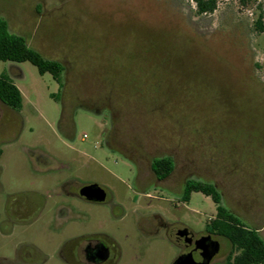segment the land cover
I'll return each instance as SVG.
<instances>
[{
	"label": "rangeland",
	"instance_id": "1",
	"mask_svg": "<svg viewBox=\"0 0 264 264\" xmlns=\"http://www.w3.org/2000/svg\"><path fill=\"white\" fill-rule=\"evenodd\" d=\"M60 1L0 0L10 33L63 67L56 81L28 62L14 63L20 78L10 79L8 63L0 62V74L21 97L17 138L1 146L0 218L6 194H46L72 177L116 187L101 167L123 176L129 164L101 144L112 113L113 129L137 151L149 184L154 158L175 163L146 196L132 191V201L160 213L176 232L202 236L210 233L216 205L199 192L186 200L181 187L188 177L202 178L264 241V31L254 28L259 13L264 26V0H221L214 15L201 18L188 0H132V13ZM37 150L68 168L35 172L28 151ZM7 229L0 233V258H12L20 243L44 246L41 227ZM212 238L222 262L230 246ZM177 255L163 238L147 248L144 264H171Z\"/></svg>",
	"mask_w": 264,
	"mask_h": 264
},
{
	"label": "flooded vegetation",
	"instance_id": "2",
	"mask_svg": "<svg viewBox=\"0 0 264 264\" xmlns=\"http://www.w3.org/2000/svg\"><path fill=\"white\" fill-rule=\"evenodd\" d=\"M76 1L80 0H71L70 3ZM84 1L102 8L128 9L132 13L130 6L132 0ZM49 2L50 0H46L44 4ZM188 2L193 4L192 13L199 18L214 15L218 7L217 5L211 13L197 15L194 3L191 0ZM237 46L238 44L235 45L236 49ZM7 73L10 79L20 78L19 69L16 67H8ZM97 113L104 114L100 110H97ZM107 121L109 128L102 136V146L111 155L130 165L126 167L127 171L123 176L108 167H101L106 178L112 179L117 188L98 177L88 176L66 178L62 180L56 191L46 194L39 192L6 194L0 218V233L4 234V228H8L10 232L17 227L37 226L43 228L45 242L42 248L29 243H20L16 246L14 256L10 259L0 258V264H144L147 248L152 242L163 238L170 241L178 250V255L171 264L179 258H182L181 262L186 263L190 260L187 256L196 250L202 238L210 236L211 240L216 241L210 233L195 236L188 231L176 232L160 213L145 208L138 199L132 201V191L139 198L144 197L147 195L148 187H158V183L163 179L156 177L150 167L154 180L149 184L147 172L139 165L137 151L124 145L118 130L113 129L112 113L107 115ZM18 125V115L11 114L6 107H0V143ZM69 133L67 139H74L72 130ZM28 155L31 169L40 174L68 168L67 165L38 150L28 151ZM160 158L170 159L172 170L174 169L175 163L172 157ZM155 159L159 158L153 160ZM131 167L134 169L133 174ZM1 174L0 166V176ZM193 182L212 185L219 193L221 205L238 217L226 206V200L214 182L188 177L182 183V192H186ZM219 251L220 244L218 253L209 260L208 264L224 263L225 259L222 262L216 261ZM198 253H204L205 256L208 249L202 247ZM197 262L203 264L204 258L199 256Z\"/></svg>",
	"mask_w": 264,
	"mask_h": 264
},
{
	"label": "trees",
	"instance_id": "3",
	"mask_svg": "<svg viewBox=\"0 0 264 264\" xmlns=\"http://www.w3.org/2000/svg\"><path fill=\"white\" fill-rule=\"evenodd\" d=\"M197 15L213 12L221 0H191ZM244 2V0H242ZM254 28L257 32L264 31L262 14L259 13ZM0 62H28L39 74L48 73L59 81L63 72L62 65L54 60L43 58L37 51L30 48L22 36L10 33L5 20L0 19ZM0 101L12 110H19L21 97L16 86L5 76H0ZM151 169L158 178H166L172 171V163L168 158L155 159ZM191 192H199L209 197L216 205V216L210 220V234L224 239L230 246L223 264H264V241L258 229L249 227L221 205L219 193L210 184L193 182L188 186L185 199Z\"/></svg>",
	"mask_w": 264,
	"mask_h": 264
},
{
	"label": "water",
	"instance_id": "4",
	"mask_svg": "<svg viewBox=\"0 0 264 264\" xmlns=\"http://www.w3.org/2000/svg\"><path fill=\"white\" fill-rule=\"evenodd\" d=\"M202 247L204 248L206 247V249H208V253L205 256H204V253L203 254L198 253V251H200ZM218 250H219L218 242L211 240L210 236H206L199 241V243L197 244L196 250H194L192 253H190L187 256L190 258L189 261L184 263V262H181L182 258H179L177 261H175L174 264H199L197 262L199 259V256L204 258L203 264H208L209 260L218 253Z\"/></svg>",
	"mask_w": 264,
	"mask_h": 264
},
{
	"label": "crops",
	"instance_id": "5",
	"mask_svg": "<svg viewBox=\"0 0 264 264\" xmlns=\"http://www.w3.org/2000/svg\"><path fill=\"white\" fill-rule=\"evenodd\" d=\"M7 66L8 67H13V68H17L18 69V67L17 66H15L14 65V63H8L7 64ZM2 75V74H1ZM13 83V82H12ZM14 84V83H13ZM15 85V84H14ZM16 86V85H15ZM17 88V87H16ZM0 107H6V108H8L9 109V112L11 113V114H17L16 112H15V110H12L11 108H9V107H7V106H5L1 101H0ZM18 115V114H17ZM17 132L18 131H16V132H11V134L3 141V142H1L0 143V150H1V146H10L11 144H13L14 143V141L16 140V138H17V136H16V134H17ZM2 151V150H1ZM1 157V156H0Z\"/></svg>",
	"mask_w": 264,
	"mask_h": 264
}]
</instances>
